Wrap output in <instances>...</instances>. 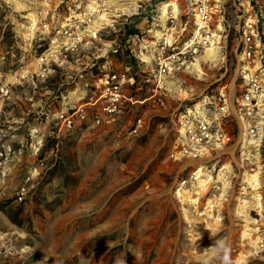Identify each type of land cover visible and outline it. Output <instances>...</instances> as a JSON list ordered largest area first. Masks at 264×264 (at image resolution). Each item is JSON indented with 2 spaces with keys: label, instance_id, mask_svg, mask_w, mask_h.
I'll return each mask as SVG.
<instances>
[{
  "label": "rangeland",
  "instance_id": "rangeland-1",
  "mask_svg": "<svg viewBox=\"0 0 264 264\" xmlns=\"http://www.w3.org/2000/svg\"><path fill=\"white\" fill-rule=\"evenodd\" d=\"M82 1L92 6L99 0ZM253 1L264 15V0ZM165 2L171 4L166 17L177 7L173 31L184 29L180 42L189 38L195 26L180 0H108L94 17L108 25L101 40L59 54L41 80L15 32L23 27L29 33L36 15L47 20L66 7L58 0H0V87L10 91L0 98V150L10 148L0 173V264H38L45 256L46 264H222L223 254L209 249L218 239L227 242L229 264H264V253L253 252L264 240V182L242 189L252 171L240 159L235 99L242 83L239 28L249 12L239 11L237 0H223L219 42L163 78V106L137 111L144 122L139 136L128 137L123 123L50 134L53 111L72 106L85 90L88 100L103 69L130 66L140 88L132 93H150L144 79L154 66L140 59L153 54L171 26L159 18ZM259 31L264 52V18ZM19 75L26 77L21 84ZM203 105L232 143L222 153L173 159L177 117ZM9 165H15L13 183ZM21 186L26 194L18 201Z\"/></svg>",
  "mask_w": 264,
  "mask_h": 264
},
{
  "label": "built area",
  "instance_id": "built-area-1",
  "mask_svg": "<svg viewBox=\"0 0 264 264\" xmlns=\"http://www.w3.org/2000/svg\"><path fill=\"white\" fill-rule=\"evenodd\" d=\"M69 1L73 2L72 6ZM107 1L99 0L92 6L89 4L82 6V0H58L59 5L64 4L66 11L62 13L51 11L47 20L45 15H42L44 17L36 15L31 21L29 33L25 34L23 27L16 30V37L23 41L19 48L40 67L35 74L36 78L41 80L47 78L50 72L48 66L50 62L57 61L59 54L72 53L83 44L101 40L100 35L108 25L95 20L94 17L104 11ZM180 1L182 14L192 18L195 29L189 38L180 42V34L184 29H181L180 33L173 31L176 16L170 14L166 17L165 25L169 22L171 26L166 27L158 37L153 54L140 59L144 66H154L149 72L151 77L144 79L145 82L151 83L150 93L142 98H137L132 93V89L140 88L136 86L139 75L137 72H130V66L120 71L103 69L91 84L93 90L88 100L85 90L84 93H78L72 106L53 111L51 135L72 132L85 125L112 127L115 123H123L122 126L128 129L130 138L142 133L143 117L136 113L145 106L153 109L163 106V78L181 69L200 53H205L219 42V38L225 32L223 0ZM252 2L254 1L237 0L239 11L249 12V17L239 28L238 65L242 63V66L238 71L242 83L235 104L236 117L240 122L238 142L240 159L251 165L252 174L256 173V181L252 184L245 181L246 186H242V189L257 190L264 182V52L259 31V24L264 15L260 9L254 10ZM44 13L47 16V12ZM39 48L43 50L38 52ZM140 72L145 73V70ZM25 78L19 75L15 80L17 84H21ZM9 92L6 85L1 86L0 98L6 97ZM218 100L225 104V95L220 93ZM209 111L203 105L202 109L187 108L179 114L175 149L170 154L173 159L207 157L213 151L222 153L229 147L233 141L232 135L218 118H209L207 115ZM131 116L132 122L128 118ZM7 148L0 150V173L10 152L9 146ZM25 194L26 188L21 186L14 196L16 200L21 201ZM0 195L5 196L4 191H0ZM253 252L255 255L264 253V240L256 243Z\"/></svg>",
  "mask_w": 264,
  "mask_h": 264
},
{
  "label": "clouds",
  "instance_id": "clouds-1",
  "mask_svg": "<svg viewBox=\"0 0 264 264\" xmlns=\"http://www.w3.org/2000/svg\"><path fill=\"white\" fill-rule=\"evenodd\" d=\"M198 234V233H197ZM198 236L201 238L200 234ZM209 249L214 250L217 254L222 253V264H229V248L227 242L224 239L215 240L214 246ZM207 251V250H206ZM47 257L45 256L44 260L38 262V264H46Z\"/></svg>",
  "mask_w": 264,
  "mask_h": 264
},
{
  "label": "bare ground",
  "instance_id": "bare-ground-1",
  "mask_svg": "<svg viewBox=\"0 0 264 264\" xmlns=\"http://www.w3.org/2000/svg\"><path fill=\"white\" fill-rule=\"evenodd\" d=\"M162 4H163V7H162L161 13L159 15V18H161V19L164 18V17H166V15L168 14L167 8H168L169 5H171L169 2L168 3L165 2V3H162ZM172 6L174 7V5H172ZM171 13L175 15L177 13V7H174V9H171ZM209 49H211V48H209ZM140 56H141V54H140ZM192 65H194V63H192ZM248 176H249L248 177V181L251 184H252V182L256 181V173L255 174H252V175H248Z\"/></svg>",
  "mask_w": 264,
  "mask_h": 264
},
{
  "label": "crops",
  "instance_id": "crops-1",
  "mask_svg": "<svg viewBox=\"0 0 264 264\" xmlns=\"http://www.w3.org/2000/svg\"><path fill=\"white\" fill-rule=\"evenodd\" d=\"M16 142L19 143L18 139L16 140ZM0 145H1V144H0ZM13 158H15V157H13ZM14 166H15V165H11V166L9 165V169H8V173H9V174H8V176H7L9 182L12 181V178H13L12 174H13V172H15V170H14ZM11 183H13V182H11Z\"/></svg>",
  "mask_w": 264,
  "mask_h": 264
},
{
  "label": "trees",
  "instance_id": "trees-1",
  "mask_svg": "<svg viewBox=\"0 0 264 264\" xmlns=\"http://www.w3.org/2000/svg\"><path fill=\"white\" fill-rule=\"evenodd\" d=\"M134 32H135L134 30H130L129 34H134ZM131 62H134V58H131Z\"/></svg>",
  "mask_w": 264,
  "mask_h": 264
}]
</instances>
